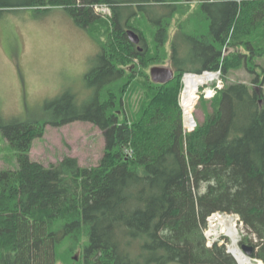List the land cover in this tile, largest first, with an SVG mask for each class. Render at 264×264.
<instances>
[{
  "label": "trees",
  "instance_id": "1",
  "mask_svg": "<svg viewBox=\"0 0 264 264\" xmlns=\"http://www.w3.org/2000/svg\"><path fill=\"white\" fill-rule=\"evenodd\" d=\"M101 4L109 24L95 12ZM15 7L66 11L101 52L86 76L90 102L67 90L49 120L2 125L17 167L0 169V264H238L226 245H207L216 212L240 217V247L264 263V92L228 80L240 67L264 85V0L0 2ZM228 48L236 51L223 55ZM166 64L173 80L154 83L150 68ZM219 68L224 90L200 101L205 119L184 135L183 75ZM128 91L143 99L128 106ZM76 122L102 132L97 165L32 158L47 127Z\"/></svg>",
  "mask_w": 264,
  "mask_h": 264
},
{
  "label": "rangeland",
  "instance_id": "2",
  "mask_svg": "<svg viewBox=\"0 0 264 264\" xmlns=\"http://www.w3.org/2000/svg\"><path fill=\"white\" fill-rule=\"evenodd\" d=\"M28 1L0 0L13 6L24 5ZM104 6L103 10L97 12H102L104 15L100 14V18L109 24L111 17L105 15L109 14L108 9L111 7ZM0 11V169H15V153L3 137L2 125L14 119L49 120L51 102L67 90L76 95L78 104L90 102L94 90L88 85L86 76L97 66L101 48L62 9L38 12L33 8L15 7L0 8ZM171 32H174L173 27ZM232 51L236 49H224L225 56ZM258 63L264 66V57L258 59ZM160 67L169 68V65ZM254 77L239 67L233 70L228 80L231 83H246L264 92V85L252 84ZM180 85L178 101L181 99L182 81ZM128 92H132L127 96L130 107L136 105L134 101L140 102L143 99L142 94L135 96L133 91ZM199 104L198 100L193 115L196 122L201 123L205 119V111ZM179 108L183 121L181 105ZM104 146L102 132L97 127L86 122H76L62 128L47 127L45 136L34 141L31 155L34 160L45 165L55 164L70 156L77 158L82 166L92 167L101 160ZM221 214H225V219L231 215ZM233 221L238 226L240 242L247 236V232L239 218ZM218 224L217 221L207 219V242L211 246L215 242L225 244L229 250L230 238L225 234L215 236L211 232V226L216 225V231H221L222 227ZM224 238L228 241H223Z\"/></svg>",
  "mask_w": 264,
  "mask_h": 264
},
{
  "label": "bare ground",
  "instance_id": "3",
  "mask_svg": "<svg viewBox=\"0 0 264 264\" xmlns=\"http://www.w3.org/2000/svg\"><path fill=\"white\" fill-rule=\"evenodd\" d=\"M191 79V80H189ZM187 79V90L182 92V102L186 111V124L189 125L190 120L193 116V110L198 102V88L206 83L209 79L207 77L192 76ZM232 218H224L223 216H216L214 221L219 222L218 226L222 227L221 231L218 233L215 229L216 226H211V232L218 236L219 234L227 235L231 244L229 245L230 253L235 257L239 264H251L252 259L244 253L239 245V229L238 226L233 221Z\"/></svg>",
  "mask_w": 264,
  "mask_h": 264
},
{
  "label": "built area",
  "instance_id": "4",
  "mask_svg": "<svg viewBox=\"0 0 264 264\" xmlns=\"http://www.w3.org/2000/svg\"><path fill=\"white\" fill-rule=\"evenodd\" d=\"M104 7H105L104 5H97V6H95L94 8H97V9H95V12L98 13V14H103L102 12H97V11L103 10ZM109 14H110V12H109ZM189 77H192V76L191 75H188V76H185L184 79H183V81H184V89H183V92H185L187 90V79H189ZM199 77H207L209 79L206 83H204V84H202L200 86L201 88H203V91L202 92H203V94H204V96L206 98H210V97L215 96V94L219 90H222L223 87H224V83H223V80H222V71L220 69L219 70H216V71H205L202 74H200ZM189 80H191V79H189ZM200 87L198 88V92H200L199 91ZM180 105H181L182 111H183V125H184V130L186 132H192V131H194L196 129L197 124H196L193 116H192V119L190 120L189 125L186 124L185 120H186V117L187 116H186V111H185V108H184L183 102H182V95H181V99H180ZM128 153L131 155L132 154V151H128ZM217 215L218 216H222V215H219V214H213L209 219L211 221H214L215 220V217ZM228 217L229 218H232V219H235L232 216H228ZM209 243H208V246L210 247L211 245Z\"/></svg>",
  "mask_w": 264,
  "mask_h": 264
},
{
  "label": "water",
  "instance_id": "5",
  "mask_svg": "<svg viewBox=\"0 0 264 264\" xmlns=\"http://www.w3.org/2000/svg\"><path fill=\"white\" fill-rule=\"evenodd\" d=\"M127 34L129 36L130 41L133 44L135 45L140 44L141 39L138 36V34H136L132 30H128ZM150 74H151L152 81L156 84H167L171 82L174 78V72L172 71L171 68H167V67H153L151 69ZM241 248L244 251V253L247 254L252 259L251 264H263L262 261L252 258V254L254 250L252 246L243 245Z\"/></svg>",
  "mask_w": 264,
  "mask_h": 264
}]
</instances>
